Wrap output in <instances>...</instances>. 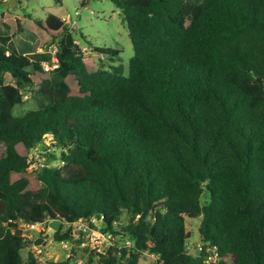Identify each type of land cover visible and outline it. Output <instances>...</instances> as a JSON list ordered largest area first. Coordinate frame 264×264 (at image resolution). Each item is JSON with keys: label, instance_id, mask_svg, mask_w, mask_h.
Here are the masks:
<instances>
[{"label": "trees", "instance_id": "trees-1", "mask_svg": "<svg viewBox=\"0 0 264 264\" xmlns=\"http://www.w3.org/2000/svg\"><path fill=\"white\" fill-rule=\"evenodd\" d=\"M112 1L134 48L127 73L94 70L61 16L0 14L5 42L35 34L32 53L0 46V264L40 263L23 255L33 240L10 218L98 214L135 244L101 264H138L145 252L154 264H200L187 217L201 218L220 264H264V0ZM53 45L57 66L46 69L39 49ZM27 94L49 103L16 116ZM37 147L65 163L30 171Z\"/></svg>", "mask_w": 264, "mask_h": 264}, {"label": "rangeland", "instance_id": "rangeland-1", "mask_svg": "<svg viewBox=\"0 0 264 264\" xmlns=\"http://www.w3.org/2000/svg\"><path fill=\"white\" fill-rule=\"evenodd\" d=\"M6 9L16 13H31L38 18H46L49 14H56L66 17L67 21H76L78 27L73 29L72 34L82 49V56L85 61L93 65L94 70L99 67L111 68L112 66H123L125 72H128L130 59L134 56V48L129 36V31L123 22L120 9L117 8L112 0H62L59 4L55 0H1L0 14ZM78 12V15L75 13ZM71 27V26H70ZM5 31L0 27V46L17 49L20 53H32V42L35 34L29 28L13 37L8 42L2 40ZM7 35V31H6ZM94 47L113 48L119 51L118 55H105L96 51ZM55 46H48L39 49V52L45 54L46 63L51 66L56 63ZM85 49V50H84ZM49 103V99L44 96L33 97L29 94L24 95V101L14 107L13 113L16 116H22L27 112L39 109ZM41 149V148H40ZM43 149L40 150V153ZM45 153V152H44ZM4 154V146L0 145V157ZM42 162L47 165L56 164V161H50L49 156L44 154L40 157ZM201 218H186V230L191 237L188 240L189 249L192 255H196L193 250V244L201 240L199 225ZM32 251L31 246L23 250V255L27 257ZM75 255L70 258L68 264H85L89 253L78 249ZM38 257L42 260L39 264H47L50 261L63 264L69 256L62 247V243L54 238V234L47 237V244L42 248V253ZM157 256L145 252L138 264H154ZM93 264H101L98 258Z\"/></svg>", "mask_w": 264, "mask_h": 264}, {"label": "built area", "instance_id": "built-area-1", "mask_svg": "<svg viewBox=\"0 0 264 264\" xmlns=\"http://www.w3.org/2000/svg\"><path fill=\"white\" fill-rule=\"evenodd\" d=\"M75 14L78 15V12ZM63 19L69 24V27L71 26V32H73V29L78 27L76 21H67L66 17H63ZM77 45L82 54V49L80 48L79 43H77ZM56 66V64L54 66H48L46 64L45 68L51 69L55 68ZM51 139L52 137L48 135L46 145L50 143ZM41 149H43V151L40 153ZM41 149L40 147L32 149L28 159L30 171H35L45 166H49L45 162H42L40 158L43 156L42 153H46L44 148ZM64 163V161L57 160L56 164H53V166L63 165ZM9 220L18 222L20 228L23 229L24 235L33 240V243L30 246L32 248V252H34L39 261L42 260V258L38 256L40 253H42V248L47 244V237H45L44 244H36L35 241L37 238L43 236L44 233L54 234L56 232L50 225V223L54 220H61L60 230L63 229L69 233L68 238H64L60 241L62 243V247L67 252L69 257H72V255L74 256L72 251L73 249L75 251V248L76 251L81 249L82 251H86L89 254H93L95 258H100L102 255H106L111 247H117L119 254H121L124 249L130 253V251L135 246L134 241L129 237V235L122 231L119 222H114V228L107 229L102 224V216L100 219L91 217L88 219H79L73 222H69L65 219L53 218H47L44 222L34 223L23 220H13L12 218ZM188 249L191 250L189 245ZM193 250L196 251L195 256L200 258V264H220L221 254L217 246H211L208 244V242L201 239L199 242L193 244Z\"/></svg>", "mask_w": 264, "mask_h": 264}, {"label": "water", "instance_id": "water-1", "mask_svg": "<svg viewBox=\"0 0 264 264\" xmlns=\"http://www.w3.org/2000/svg\"><path fill=\"white\" fill-rule=\"evenodd\" d=\"M97 218L100 219L101 215L98 214ZM50 225L54 228L55 231H59L61 228V220H54L50 223ZM49 235H50L49 233H44L43 236L36 239L35 243L36 244H44L45 243V237H48Z\"/></svg>", "mask_w": 264, "mask_h": 264}]
</instances>
